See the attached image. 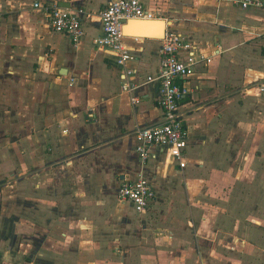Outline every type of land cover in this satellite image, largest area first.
Returning <instances> with one entry per match:
<instances>
[{
	"label": "crops",
	"instance_id": "0c3cea01",
	"mask_svg": "<svg viewBox=\"0 0 264 264\" xmlns=\"http://www.w3.org/2000/svg\"><path fill=\"white\" fill-rule=\"evenodd\" d=\"M36 1L95 15L83 19L75 45ZM142 1L211 58L182 81L184 167L158 147L145 163L135 151L134 130L162 118L158 83L144 82L157 74L160 39H124L136 70L133 104L114 52L94 43L96 14L110 0H0V264H212L208 237L227 238L226 215L217 230L195 180L220 150L264 148V7ZM140 174L155 198L138 214L117 192Z\"/></svg>",
	"mask_w": 264,
	"mask_h": 264
},
{
	"label": "built area",
	"instance_id": "2783aa9c",
	"mask_svg": "<svg viewBox=\"0 0 264 264\" xmlns=\"http://www.w3.org/2000/svg\"><path fill=\"white\" fill-rule=\"evenodd\" d=\"M228 1L242 9L264 7V0ZM33 7L44 12L53 31L67 35L75 45L84 33L83 19H91L95 15L83 8L72 11L57 4L38 1L33 3ZM96 15L101 23V33L94 39V43L114 52V60L119 67L121 91L129 95L131 103H137L139 97L133 91L138 85L132 80L136 70L129 64L134 56L125 44L122 20L156 17L145 8L142 0H110ZM160 41L157 74L147 76L144 82L157 81V104L162 118L157 125L134 130L135 151L141 163H145L152 156L151 148L158 147L164 152L167 162L174 160L179 167H184L186 128L179 105L189 93V88L182 81L193 73L197 64L209 63L211 58L198 51L190 39L175 30L166 28ZM258 89L264 94V81L258 84ZM117 194L119 198L130 201L138 214L145 212L155 198L152 184L142 174L134 180H122Z\"/></svg>",
	"mask_w": 264,
	"mask_h": 264
},
{
	"label": "rangeland",
	"instance_id": "374dc122",
	"mask_svg": "<svg viewBox=\"0 0 264 264\" xmlns=\"http://www.w3.org/2000/svg\"><path fill=\"white\" fill-rule=\"evenodd\" d=\"M243 144L220 150L207 164L211 171L196 175L201 211L210 213L217 230L220 216L227 217L221 223L227 238L207 239L212 264L264 262V148Z\"/></svg>",
	"mask_w": 264,
	"mask_h": 264
},
{
	"label": "water",
	"instance_id": "95a60500",
	"mask_svg": "<svg viewBox=\"0 0 264 264\" xmlns=\"http://www.w3.org/2000/svg\"><path fill=\"white\" fill-rule=\"evenodd\" d=\"M59 6L61 7H68L67 3L64 1H59L58 3ZM139 21V22H137ZM123 23V31L126 36H131V37H144V38H153V39H161L164 35L165 29H166V22L164 19H128V20H122ZM136 22L137 27L134 29L132 24ZM158 22L157 27L152 25V23ZM151 24V25H150ZM159 27L162 31V36H152V34L159 33ZM157 30V31H156ZM156 31V32H155Z\"/></svg>",
	"mask_w": 264,
	"mask_h": 264
},
{
	"label": "bare ground",
	"instance_id": "6f19581e",
	"mask_svg": "<svg viewBox=\"0 0 264 264\" xmlns=\"http://www.w3.org/2000/svg\"><path fill=\"white\" fill-rule=\"evenodd\" d=\"M149 20H151V19H149ZM137 22H139V21H137ZM136 22H134L133 24H132V26H133V28L135 29L136 27H137V24H135ZM152 23V22H151ZM158 22H155V23H152V25H154V27L156 26L157 27V24ZM151 25V24H150ZM159 29H160V27H159ZM157 31V30H156ZM155 31V32H156ZM162 31H161V29L159 30V33H156V34H152V36H158V37H161L162 35Z\"/></svg>",
	"mask_w": 264,
	"mask_h": 264
}]
</instances>
